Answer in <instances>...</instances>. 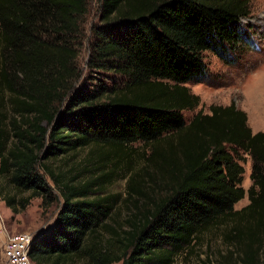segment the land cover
<instances>
[{
  "label": "trees",
  "instance_id": "obj_1",
  "mask_svg": "<svg viewBox=\"0 0 264 264\" xmlns=\"http://www.w3.org/2000/svg\"><path fill=\"white\" fill-rule=\"evenodd\" d=\"M87 12V0H0V199L13 213L32 197L58 204L29 260L172 264L226 224L237 254L216 264H264V130L252 132L232 102L182 115L199 103L185 84L204 76L203 53L224 61L249 41L237 24L248 0H98L82 71ZM135 142L148 153L126 167L122 217L117 195L100 193L114 168L82 178L60 165L82 148L117 162Z\"/></svg>",
  "mask_w": 264,
  "mask_h": 264
},
{
  "label": "rangeland",
  "instance_id": "obj_2",
  "mask_svg": "<svg viewBox=\"0 0 264 264\" xmlns=\"http://www.w3.org/2000/svg\"><path fill=\"white\" fill-rule=\"evenodd\" d=\"M248 3L249 14L240 17L237 24L247 34L249 41L230 48L229 58L224 61L210 51L203 53L206 67L204 76L199 82L185 84L190 92L199 98V103L194 109L182 112L186 121L199 109L204 113L208 112L209 104L227 105L232 102L236 108L245 112L247 125L252 132L264 130V0H248ZM97 6L98 0H87L88 12L83 23L82 41L77 57V64L82 65V71L85 69L84 63L89 52L87 44L91 40L90 29L93 23L98 22ZM101 27L108 28L103 25ZM131 149L127 156L117 162L111 160L100 164L95 157L87 159V148H82L61 159L60 165L63 167L74 164L71 174L77 173L82 178L114 168L118 176H115L111 182L105 183L100 193L117 195L115 210L117 215L114 217H122L126 211L122 201L129 171L126 167H130V170L139 168L148 153V148L141 142L133 143ZM240 164L243 167L240 185L246 190L251 183L248 177L249 157L244 155V161ZM26 195L27 193H24L22 197ZM41 200L40 197H32L23 209L13 213L0 199V217L5 229L4 232L0 231V264H4L1 249L6 234L28 232L33 238L47 231L51 226L58 204L54 201L45 206ZM246 203L247 198L244 195L233 205V209H239ZM225 225L213 226L203 231L199 238L194 240L192 247L177 256L172 264H216L222 259L220 255H226L229 250L234 258L237 253L233 245L223 237ZM30 263L33 264L31 261ZM112 264H121V262Z\"/></svg>",
  "mask_w": 264,
  "mask_h": 264
},
{
  "label": "built area",
  "instance_id": "obj_3",
  "mask_svg": "<svg viewBox=\"0 0 264 264\" xmlns=\"http://www.w3.org/2000/svg\"><path fill=\"white\" fill-rule=\"evenodd\" d=\"M0 217V231H5ZM32 240L28 232H13L6 234L2 244L1 256L4 264H31L27 256L28 246Z\"/></svg>",
  "mask_w": 264,
  "mask_h": 264
}]
</instances>
